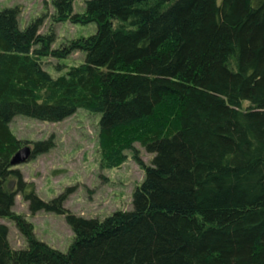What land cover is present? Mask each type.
Instances as JSON below:
<instances>
[{
  "label": "trees",
  "instance_id": "trees-1",
  "mask_svg": "<svg viewBox=\"0 0 264 264\" xmlns=\"http://www.w3.org/2000/svg\"><path fill=\"white\" fill-rule=\"evenodd\" d=\"M75 2L52 0V21L97 31L58 48L42 18L22 28L19 7L0 9V218L27 240L14 248L0 222V264H264V0ZM74 52L83 64L46 70L44 57ZM79 109L101 114L102 169L127 151L146 169L133 209L104 220L71 213L68 193L45 201L11 164L26 144L16 116L59 123ZM54 147L34 142L32 157ZM18 194L32 213L67 215L68 251L37 238Z\"/></svg>",
  "mask_w": 264,
  "mask_h": 264
},
{
  "label": "rangeland",
  "instance_id": "rangeland-1",
  "mask_svg": "<svg viewBox=\"0 0 264 264\" xmlns=\"http://www.w3.org/2000/svg\"><path fill=\"white\" fill-rule=\"evenodd\" d=\"M5 7L20 8L22 28L42 18L44 22L40 32L47 35L53 29L56 33L52 48L73 39L89 37L97 31L96 23H54L51 18L54 12L52 0H0V9ZM85 7V0H76V12H82ZM85 57L83 52H74L67 58L47 56L43 58V64L51 75L57 77L69 68L83 64ZM100 119L101 114L79 109L59 123L18 115L11 127L18 138L26 141L24 146L32 149L34 142L54 139L52 150L15 165L28 183L35 184L37 194L45 201H51L68 193L64 206L71 213L104 220L117 210L133 209V194L144 181L146 169L135 159L133 151H127L128 160L121 167L102 169L98 140ZM137 147L144 162L151 165L154 154L148 153L138 143ZM14 210L33 223L39 240L58 250H69L75 235L66 214L48 210L32 213L22 194L17 195ZM0 222L9 226V238L14 248L27 247V240L14 221L0 218Z\"/></svg>",
  "mask_w": 264,
  "mask_h": 264
},
{
  "label": "water",
  "instance_id": "water-1",
  "mask_svg": "<svg viewBox=\"0 0 264 264\" xmlns=\"http://www.w3.org/2000/svg\"><path fill=\"white\" fill-rule=\"evenodd\" d=\"M32 154H33V149L30 146L26 145L16 153V155L13 157L11 161V164L15 166L27 162L31 159Z\"/></svg>",
  "mask_w": 264,
  "mask_h": 264
}]
</instances>
